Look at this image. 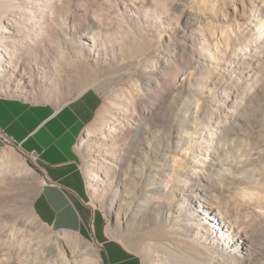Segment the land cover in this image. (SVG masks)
<instances>
[{
    "label": "rangeland",
    "instance_id": "obj_1",
    "mask_svg": "<svg viewBox=\"0 0 264 264\" xmlns=\"http://www.w3.org/2000/svg\"><path fill=\"white\" fill-rule=\"evenodd\" d=\"M73 1L74 5L87 8L81 0ZM165 10L168 11V20L163 28L169 30L170 40L166 39V34L164 40L159 34V17ZM126 12L142 19L155 15L158 24L149 26L151 31L145 33L146 38L141 31L133 30L137 42L125 47L122 55L119 49H116V54L107 50L109 60L117 57L115 65L97 66L91 56L89 62L79 60L77 55L81 50H77L73 58L76 62L73 60L69 69L72 76L64 84L61 83L60 94L53 90L52 80L46 81L45 85L40 82L43 79L41 73L35 72L34 76L30 73L29 78H23L21 82L14 78L10 85H1L0 97H18L61 106L90 89L100 94L102 104L97 117L85 129L77 145L80 168L86 177L87 202L95 211L101 234L107 233L108 238L122 242L139 255L143 264L156 262L152 255L154 261L147 256L160 250L161 245L173 247L177 253H196L194 243L199 230H202V242L207 239V244L214 240V229L203 228L211 222L206 215L209 205L219 209L222 215L229 211L231 224L237 231L227 246H221V256L216 264H264V38L256 54L239 58L252 33H257V21L264 25V0H90V26L93 22L98 26L101 13L105 15V23L120 24ZM148 18L154 21L152 17ZM186 22L189 25L188 38L182 39L177 31ZM73 26L77 27V24L74 22ZM98 31L99 28H96ZM201 32L206 34L210 43L207 57L199 53ZM103 35L106 37L105 33ZM78 36L81 37V34ZM43 50H35L39 69L44 68ZM88 51L85 45L84 54L87 55ZM183 66L186 71H183ZM48 70H53L51 61ZM183 77L186 78L184 81ZM30 80L33 88L29 86ZM256 80L258 84L255 88L246 90L250 87L247 85ZM131 89L135 92L141 89L143 94L149 92L152 95L146 100L144 108L148 107L146 109L153 112V135L162 147L157 153L158 164L162 165L167 149L166 154L172 160L169 173L172 177L167 190L157 191V207L148 217L126 221L121 211L119 222L118 210L112 208L109 195L110 182L104 177V154L115 147L123 151L134 138H104L97 124L101 118L107 120L110 116L106 112L109 100L122 98L121 94ZM161 103L163 107H160ZM149 122L144 121V126ZM203 133L207 143L199 145L194 143L198 141H191ZM220 144L224 151L220 155L226 151L229 153L219 159V154L207 158L208 155L202 151ZM8 151L25 160L36 175L18 173L20 178L11 184L4 172ZM191 166L213 182L205 180L202 184L190 181ZM95 176L100 177V181ZM158 176L160 186L162 177ZM178 176L183 181L180 185L177 184ZM0 177V248L9 247L13 242L10 231L14 226L10 216L12 212L19 222L29 223L33 233L39 236L84 238L86 247L81 245L79 249L87 254L86 258L89 259L90 253H93L88 247L91 243L99 248L102 264H106L105 253L92 228L88 234L82 235L56 230L40 221L33 205L41 179L36 163L29 155L16 146L4 144L0 149ZM90 184L95 187L101 184L105 191L95 194ZM204 185L209 188L204 190ZM247 192L253 193L252 201L247 202ZM29 212L38 222L29 217ZM218 225L222 228L227 226L220 218ZM109 231L114 234H109ZM34 255L32 264H37ZM54 261L49 264H62ZM0 264L16 262L0 250Z\"/></svg>",
    "mask_w": 264,
    "mask_h": 264
},
{
    "label": "bare ground",
    "instance_id": "obj_2",
    "mask_svg": "<svg viewBox=\"0 0 264 264\" xmlns=\"http://www.w3.org/2000/svg\"><path fill=\"white\" fill-rule=\"evenodd\" d=\"M81 2H84V6L87 8L82 9L80 6L74 5L73 0H0V87L4 84L10 85L14 78L21 82L23 78H29L30 73L34 76L33 73L37 72L43 76L40 82L47 85L46 81L52 80L53 90L60 94L61 83L64 84V81H68L72 76V70L69 69L73 65V58L77 50H81L77 55L79 60L88 61L91 56L97 66H113L116 64L117 57L113 56L112 60H109L106 54L107 50L116 54V49H119L120 55H122L125 47H130L137 42L136 33L133 30L141 31L143 38H146L145 33L151 31L149 26L158 24L155 20L158 17L155 15H148L142 19L140 16L129 15L126 12L122 16L120 24L105 23V15L101 13L97 22L98 26L96 27L95 22L90 26V0H81ZM165 7L167 9V6ZM167 10L164 11L162 17H159L161 26L159 34L163 35H160L163 40L165 34L166 39H171L168 37L169 30L163 28L164 23L168 20ZM61 11L64 13L61 14ZM136 14L140 15L139 13ZM148 17H152L154 21H150ZM74 22L77 27L73 26ZM96 28H99L98 32H96ZM255 28L257 33H252L246 47L241 49L242 54L239 58H249L258 52L261 40L264 38V25L257 21ZM177 32L182 39H187L188 23L186 22L182 27L179 26ZM103 33L106 34V37ZM78 34H81V37ZM90 35H92L91 41L90 39L86 40ZM201 36L198 39L199 53L207 57L210 54V43L206 34L201 32ZM85 45L89 50L87 55L83 52ZM38 48L44 49L43 69H39L37 66L35 50ZM50 61L53 65L51 71L48 70ZM109 61L112 63L107 64ZM186 70L187 68L183 66V71ZM185 79L183 77V81ZM257 84L258 80L252 85H247L250 87L246 90L254 89ZM29 86L33 88L31 80ZM49 86L52 87L50 83ZM48 90L50 91L51 88ZM0 93H2L1 90ZM82 94L83 92L79 96ZM151 96L149 92L143 94L141 89L137 92L134 89L129 92L124 91L121 94L122 98L109 100L106 112L110 116L107 117V120L101 118L97 124L98 128H101L99 133L104 138L110 140H114L115 137L123 140L134 138L123 151L122 149L118 151L115 147L112 150L108 149V152L104 154L106 159L103 160L105 164L104 177L110 182L109 195L112 199V208L118 210L117 220L119 222L121 211L124 212L126 221L133 220V218L148 217L157 207V191L167 190L171 183L172 175L169 173L172 160L166 154L168 152L166 149L162 165L159 166L157 153L159 149L162 150V147H159L153 135V112L147 110L148 107L144 108V104L147 103L146 100ZM243 99L245 100V98ZM57 102L60 103L59 98H57ZM124 107L127 108L125 111H123ZM160 107H163V103L160 104ZM144 121L150 122L144 126ZM202 132L204 131L202 130ZM204 137L205 134L203 133L195 136V139L191 141H198L194 143L203 145L208 142L205 141L206 138ZM202 151L208 155L207 158L209 155L219 154L218 159L229 153L226 151L220 155V152H224L221 144ZM12 152L6 153L4 169L10 183L12 184L20 178L18 173L23 172L29 176H35L36 173L30 165L25 160L16 158ZM191 169L190 181L195 180L202 184H205L203 183L205 180L213 182L210 177L207 176V179L206 176L200 175L202 171H196L195 166H191ZM19 170L21 172H18ZM159 174L162 177L160 186H158ZM230 174H233L231 170ZM2 175L4 177V173ZM95 177L97 181H100V177ZM181 183H183L182 178L178 176L177 184L180 185ZM90 185L95 194L105 191L104 188H101V184L96 187ZM204 186V190L209 188L208 185ZM246 196L249 197L246 199L247 202L253 200V193L247 192ZM206 215L210 217L211 222H208L209 224L207 223V226H203V228L205 230L207 228L214 229V240L207 242V244L205 243L208 241L207 239L202 242V230H199L194 243L196 253H177L173 247L161 245L160 250L149 253L147 258L152 259L153 256L156 261L154 264H216L217 259L221 256L219 252L221 246H227L230 240L235 238L237 231H234L231 224L232 216H230L229 211L222 215L219 209L209 205ZM10 216L14 221V226L10 229L13 242L11 245L9 244V247L2 246L0 250L4 256L9 257L11 261L14 260L16 264H32L35 258L34 254H36L37 264H49L53 260L62 264H102L101 253H99L100 250L97 246L89 244L88 247L93 252L90 253L89 259L86 258L87 254L79 249L81 245L86 247L84 238L75 237L71 239L67 235L56 236L55 239L50 236L42 237L33 233L34 229L29 223L19 222L12 212ZM29 217L38 222L31 212H29ZM219 218L223 219L227 226L220 227L218 225ZM109 234L113 235L114 233L109 231ZM153 259L152 261H154Z\"/></svg>",
    "mask_w": 264,
    "mask_h": 264
},
{
    "label": "crops",
    "instance_id": "obj_3",
    "mask_svg": "<svg viewBox=\"0 0 264 264\" xmlns=\"http://www.w3.org/2000/svg\"><path fill=\"white\" fill-rule=\"evenodd\" d=\"M101 104L102 98L94 89L61 106L0 97V128L20 151L36 155L41 187L33 206L43 224L82 235L92 228L106 264H143L139 255L122 242L101 234L95 211L87 202L86 177L80 168L77 145ZM3 145L0 139V149Z\"/></svg>",
    "mask_w": 264,
    "mask_h": 264
},
{
    "label": "built area",
    "instance_id": "obj_4",
    "mask_svg": "<svg viewBox=\"0 0 264 264\" xmlns=\"http://www.w3.org/2000/svg\"><path fill=\"white\" fill-rule=\"evenodd\" d=\"M0 139L4 142V144H12V145H16L15 141L11 138L8 137V135L1 130L0 128ZM30 158L33 159L34 161L37 160L36 155L35 154H29ZM47 182V180H45Z\"/></svg>",
    "mask_w": 264,
    "mask_h": 264
}]
</instances>
